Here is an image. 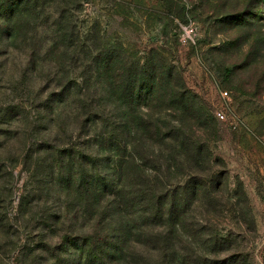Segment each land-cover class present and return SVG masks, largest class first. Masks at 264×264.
<instances>
[{
	"label": "rangeland",
	"instance_id": "rangeland-1",
	"mask_svg": "<svg viewBox=\"0 0 264 264\" xmlns=\"http://www.w3.org/2000/svg\"><path fill=\"white\" fill-rule=\"evenodd\" d=\"M190 23L197 35L183 45L179 30ZM112 51L137 66L153 61L172 69L214 128L196 134L208 137L219 160L213 169L224 202L211 208L213 219L194 241L197 257L264 264V0H0V264L78 262L62 235L75 234L80 246L85 230L79 221L56 222L73 193L55 183L58 155L65 172L77 168L87 141L67 120L66 133L54 127L50 103L82 76L101 86L96 56ZM58 67L61 77L47 76ZM71 141L77 147L67 162ZM196 213L206 219L202 208Z\"/></svg>",
	"mask_w": 264,
	"mask_h": 264
},
{
	"label": "trees",
	"instance_id": "trees-1",
	"mask_svg": "<svg viewBox=\"0 0 264 264\" xmlns=\"http://www.w3.org/2000/svg\"><path fill=\"white\" fill-rule=\"evenodd\" d=\"M61 55L64 61L66 54ZM96 58L93 74L103 75L101 86L99 78L88 85L90 77L82 76L80 85L59 91L50 103L54 127L66 133L67 120L71 133L87 141L78 152L79 167L70 165L65 172L64 159L57 157L55 186H64L73 200L55 213L56 222L79 221L85 230L80 246L75 234L62 235L65 247L78 254L76 264H204L194 241L213 219L211 208L220 210L224 202L213 169L219 160L208 137L196 134V128L213 132L209 117L196 109L195 95L172 69L160 70L153 61L137 66L115 51ZM56 69L47 76L63 74ZM68 145L71 162L77 146Z\"/></svg>",
	"mask_w": 264,
	"mask_h": 264
},
{
	"label": "built area",
	"instance_id": "built-area-1",
	"mask_svg": "<svg viewBox=\"0 0 264 264\" xmlns=\"http://www.w3.org/2000/svg\"><path fill=\"white\" fill-rule=\"evenodd\" d=\"M179 31L180 32L178 34V40L181 44L186 45L190 42H194L197 35V27L193 23L182 25ZM221 95L224 98L229 97L228 92L225 90L221 92ZM214 115L219 121H227L228 119L225 112H223L222 110L215 111ZM231 123L235 125L236 121L233 119V122Z\"/></svg>",
	"mask_w": 264,
	"mask_h": 264
}]
</instances>
